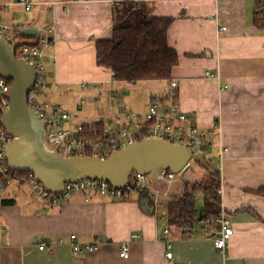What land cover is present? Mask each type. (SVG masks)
<instances>
[{
    "label": "crops",
    "instance_id": "0c3cea01",
    "mask_svg": "<svg viewBox=\"0 0 264 264\" xmlns=\"http://www.w3.org/2000/svg\"><path fill=\"white\" fill-rule=\"evenodd\" d=\"M42 1L27 13L17 0H0L9 4L0 16L26 24L31 33L22 31L21 40L28 42L39 38L36 22L56 24V38L46 49L53 71L49 98L71 112L67 125L117 114L120 103L143 111L158 91L169 98L175 80L176 101L213 134L206 155L190 158L173 181L151 176L146 190L125 199L88 190L43 204L28 184L0 182V264H264V29L255 24L260 0H144L151 15L174 18L168 43L179 61L168 78L135 81L117 79L97 63L96 41L111 36L114 10L122 0ZM83 81L101 91L83 89ZM219 163L217 189L234 228L224 252L213 240L217 225H207L199 215L206 209L204 191L196 194L199 218L191 226L173 222L180 210L171 207L184 198L187 180L202 183L206 170H217ZM155 187L168 191L161 194L164 216L154 203ZM71 234L81 250L74 249ZM124 243L130 246L127 258L120 251Z\"/></svg>",
    "mask_w": 264,
    "mask_h": 264
},
{
    "label": "built area",
    "instance_id": "2783aa9c",
    "mask_svg": "<svg viewBox=\"0 0 264 264\" xmlns=\"http://www.w3.org/2000/svg\"><path fill=\"white\" fill-rule=\"evenodd\" d=\"M39 0H17L22 5L24 11L30 12L33 5ZM46 2V1H44ZM40 3H43L40 0ZM58 3L54 1L53 5ZM8 3L0 2V13L8 10ZM33 26L39 31V38L36 42L21 40V33L27 27L26 24H13L3 20L0 16V36L14 46L18 41H22L15 46L18 57L25 58L34 65L36 76L34 83L27 93V101L37 116L44 122L46 133L44 143L50 150L58 151L64 156H90L96 155L101 158L110 157L115 151L146 138H162L177 144H185L191 152V157L195 155L205 156V146L207 139L212 136V129H206L194 123L190 115L184 111L176 101L177 81L170 82L169 98L162 96L158 91L143 111L127 109L124 103L119 104L117 114H100L97 118H90L85 122L67 125L72 118L71 112L59 101L49 98L51 91V77L53 71L47 61V46L56 38V24L54 22H36ZM210 74V73H209ZM214 75V74H210ZM12 84L9 79L0 74V182L7 186L11 183H26L30 186L35 199L46 203H60L68 201L74 195L84 191L93 190L113 199H125L136 191L146 190L153 183L150 173L133 171L129 181L124 186H116L111 181L104 178L81 177L65 182L63 188L54 192L46 186L32 170H18L10 166L6 149L8 144L16 138L2 124V108L10 105L9 94ZM81 87L85 90L101 91L98 85L88 81H83ZM112 96L115 89L107 88ZM80 103H84L81 100ZM215 169H221V163L215 165ZM176 172L169 168L157 170V180L173 181ZM222 191V190H221ZM167 194V190L155 187L153 194L154 203L161 213H166L165 202L161 194ZM207 225L214 223L213 240L217 248L221 251L227 249L234 228L227 215L226 208L221 203L220 211L215 215L204 218ZM169 228L166 227L164 234L169 235ZM74 242V249L81 250V246L75 241V234L70 235ZM46 243H40V248L46 247ZM91 248V247H89ZM172 243L167 239V256L172 257ZM121 255L125 258L130 255V246L124 243L121 246Z\"/></svg>",
    "mask_w": 264,
    "mask_h": 264
},
{
    "label": "water",
    "instance_id": "95a60500",
    "mask_svg": "<svg viewBox=\"0 0 264 264\" xmlns=\"http://www.w3.org/2000/svg\"><path fill=\"white\" fill-rule=\"evenodd\" d=\"M31 29L23 30L24 35ZM0 36V74L12 79L10 105L2 108V124L16 136L7 146L6 155L12 168L32 170L54 192L65 182L81 177L104 178L116 186H124L133 171L150 173L157 178V170L169 168L183 173L190 164L191 152L185 144L162 138H146L115 151L108 158L96 155L64 156L45 146L44 122L27 101L36 69L25 58L18 57L15 46Z\"/></svg>",
    "mask_w": 264,
    "mask_h": 264
},
{
    "label": "trees",
    "instance_id": "16d2710c",
    "mask_svg": "<svg viewBox=\"0 0 264 264\" xmlns=\"http://www.w3.org/2000/svg\"><path fill=\"white\" fill-rule=\"evenodd\" d=\"M173 19L151 15L144 0L120 1L114 10L111 36L96 41L97 63L111 69L117 79L135 81L170 77L179 61L177 50L168 43V30ZM255 24L264 29V0H260L256 8ZM9 81L12 84L13 80ZM204 177L202 183L190 184L187 180L189 185L184 198L171 205L174 207L175 204L180 210L173 222L191 226L192 221L199 218L194 211L199 190L205 192L206 200L205 212L199 215L206 217L220 211L221 196L217 189L220 171L208 169Z\"/></svg>",
    "mask_w": 264,
    "mask_h": 264
},
{
    "label": "rangeland",
    "instance_id": "374dc122",
    "mask_svg": "<svg viewBox=\"0 0 264 264\" xmlns=\"http://www.w3.org/2000/svg\"><path fill=\"white\" fill-rule=\"evenodd\" d=\"M162 83H163V82H162ZM190 168H192V166H191ZM199 195H200V196H202V194H201V193H200ZM198 199H199V201H200V202H202V200H203V198H202V197H199ZM56 204H58V203H56Z\"/></svg>",
    "mask_w": 264,
    "mask_h": 264
},
{
    "label": "bare ground",
    "instance_id": "6f19581e",
    "mask_svg": "<svg viewBox=\"0 0 264 264\" xmlns=\"http://www.w3.org/2000/svg\"><path fill=\"white\" fill-rule=\"evenodd\" d=\"M51 2H54V1H51Z\"/></svg>",
    "mask_w": 264,
    "mask_h": 264
}]
</instances>
